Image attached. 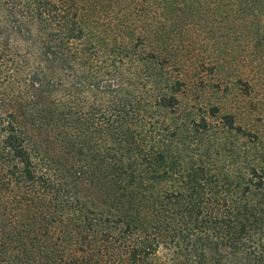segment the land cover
<instances>
[{
    "label": "rangeland",
    "instance_id": "1",
    "mask_svg": "<svg viewBox=\"0 0 264 264\" xmlns=\"http://www.w3.org/2000/svg\"><path fill=\"white\" fill-rule=\"evenodd\" d=\"M114 1L86 16L89 49H62L71 65L42 97L0 64V240L50 224L23 253L45 264L81 246L87 217L101 264H236L234 246H264V0ZM11 124L34 182L6 144Z\"/></svg>",
    "mask_w": 264,
    "mask_h": 264
},
{
    "label": "trees",
    "instance_id": "2",
    "mask_svg": "<svg viewBox=\"0 0 264 264\" xmlns=\"http://www.w3.org/2000/svg\"><path fill=\"white\" fill-rule=\"evenodd\" d=\"M152 1H156V7L165 2L168 7L174 6L170 4L174 0ZM114 2V0L112 3L109 0H0V64L7 62L11 67L14 66L11 68L12 72L15 71V74L11 73L5 78L12 80L25 78L28 81V93L34 99L42 97L47 85L55 81L56 64L60 68L71 65V58L64 54L62 49L65 47L69 51L74 48L85 51L89 49L87 32L90 26H87L84 20L86 16L101 11L112 13L116 7ZM148 5L149 8L150 4ZM176 10L181 11L177 8L174 9V13ZM192 11L193 9L189 7L184 9L183 13L189 15L193 13ZM34 64L41 65V70L31 72ZM9 65L7 67H10ZM15 67L19 69L16 70ZM229 125L234 127L233 121H229ZM7 130L6 144L15 158L22 163L24 176L28 181H36V165L27 145L26 132L13 124ZM55 213L57 216L53 213L52 221L61 218L63 211L57 210ZM95 220L85 217L84 222L75 224L73 228L76 234L75 242L79 241L81 246L78 244L73 246L70 252L67 249L65 251V246L53 248L49 251L45 264H101L94 250H91L92 254L86 250V247L90 248L91 245L89 232L99 223V220ZM49 225L43 223L40 228L28 226L25 230L19 229L20 231L10 236V240H0V264H29L30 260L23 257L24 251L32 250L30 246L35 243L38 249H42L41 245H38V237L47 239V236L51 238L54 236L51 234L54 232L52 226ZM64 231L71 232L72 229L65 228ZM117 232H121V229L116 230L115 234ZM123 232L126 233V230ZM113 233L106 232L107 242L113 240ZM116 240L114 238V241ZM155 249L150 242L143 246L144 254L152 253ZM80 250H83L84 254H81ZM242 252L243 250L234 246L232 255L236 264H264V246H254L251 250L248 248L244 256H239Z\"/></svg>",
    "mask_w": 264,
    "mask_h": 264
}]
</instances>
